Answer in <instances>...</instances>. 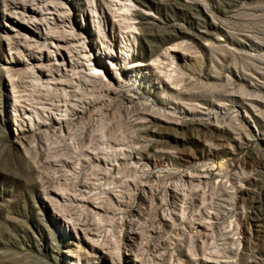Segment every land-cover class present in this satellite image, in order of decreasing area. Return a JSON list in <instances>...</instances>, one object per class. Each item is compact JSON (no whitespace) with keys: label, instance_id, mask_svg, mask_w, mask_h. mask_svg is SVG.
I'll use <instances>...</instances> for the list:
<instances>
[{"label":"rangeland","instance_id":"obj_1","mask_svg":"<svg viewBox=\"0 0 264 264\" xmlns=\"http://www.w3.org/2000/svg\"><path fill=\"white\" fill-rule=\"evenodd\" d=\"M0 264H264V0H0Z\"/></svg>","mask_w":264,"mask_h":264},{"label":"bare ground","instance_id":"obj_2","mask_svg":"<svg viewBox=\"0 0 264 264\" xmlns=\"http://www.w3.org/2000/svg\"><path fill=\"white\" fill-rule=\"evenodd\" d=\"M34 12H35V11H34ZM37 13H38V12H37ZM10 40H11V39H10ZM10 44L13 45V46H17L16 42L13 41V40L10 41ZM25 111H26V110H25Z\"/></svg>","mask_w":264,"mask_h":264}]
</instances>
